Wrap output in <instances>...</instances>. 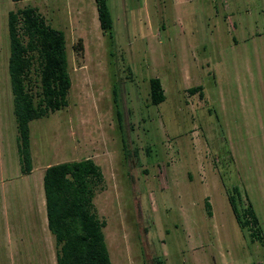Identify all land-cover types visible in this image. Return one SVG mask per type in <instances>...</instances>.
Returning a JSON list of instances; mask_svg holds the SVG:
<instances>
[{"label":"rangeland","instance_id":"rangeland-1","mask_svg":"<svg viewBox=\"0 0 264 264\" xmlns=\"http://www.w3.org/2000/svg\"><path fill=\"white\" fill-rule=\"evenodd\" d=\"M105 2L109 30L97 0H0V264H57L43 173L84 158L103 173L92 201L111 264H264V0ZM25 6L64 32L71 81L66 106L29 122V172L8 73V12ZM26 87L36 102V61Z\"/></svg>","mask_w":264,"mask_h":264},{"label":"trees","instance_id":"trees-1","mask_svg":"<svg viewBox=\"0 0 264 264\" xmlns=\"http://www.w3.org/2000/svg\"><path fill=\"white\" fill-rule=\"evenodd\" d=\"M97 10L101 28L111 29L113 18L105 0H97ZM7 26L8 73L17 122L18 150L22 170L29 172L32 169L29 122L67 105L71 81L65 34L47 25L33 6L10 10ZM34 61L38 65L40 80L36 102L26 87V79ZM200 88L198 85L191 88V91ZM164 98L160 79L151 77L150 102L158 104ZM102 179L100 166L91 158L63 161L45 168L42 177L45 209L48 229L59 245L57 264H111L102 230L104 221L99 220L93 211L94 188ZM233 190L238 192L237 187H233ZM228 199L242 227L250 221L257 223L249 205L240 212L235 195L230 194ZM206 206H209V202H206ZM156 264H164L162 257L156 258Z\"/></svg>","mask_w":264,"mask_h":264},{"label":"crops","instance_id":"crops-1","mask_svg":"<svg viewBox=\"0 0 264 264\" xmlns=\"http://www.w3.org/2000/svg\"><path fill=\"white\" fill-rule=\"evenodd\" d=\"M193 1H195V0H171V3L174 7L178 8L180 6L190 4ZM44 222H45L46 226L48 227L47 216L45 217Z\"/></svg>","mask_w":264,"mask_h":264}]
</instances>
